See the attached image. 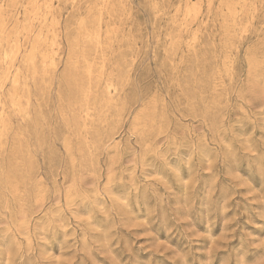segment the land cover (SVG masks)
<instances>
[{
    "label": "rangeland",
    "instance_id": "1",
    "mask_svg": "<svg viewBox=\"0 0 264 264\" xmlns=\"http://www.w3.org/2000/svg\"><path fill=\"white\" fill-rule=\"evenodd\" d=\"M0 264H264V0H0Z\"/></svg>",
    "mask_w": 264,
    "mask_h": 264
}]
</instances>
